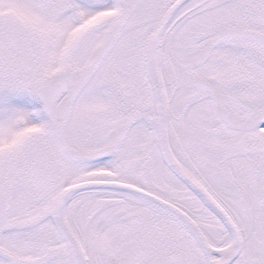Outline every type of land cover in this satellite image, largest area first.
<instances>
[{"label": "snow or ice", "instance_id": "6c2138e0", "mask_svg": "<svg viewBox=\"0 0 264 264\" xmlns=\"http://www.w3.org/2000/svg\"><path fill=\"white\" fill-rule=\"evenodd\" d=\"M0 264H264V0H0Z\"/></svg>", "mask_w": 264, "mask_h": 264}]
</instances>
